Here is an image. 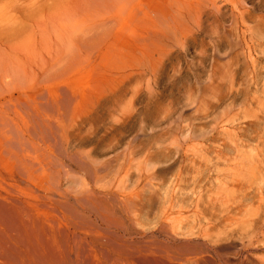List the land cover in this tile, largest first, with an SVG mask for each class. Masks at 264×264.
<instances>
[{"label": "rangeland", "instance_id": "rangeland-1", "mask_svg": "<svg viewBox=\"0 0 264 264\" xmlns=\"http://www.w3.org/2000/svg\"><path fill=\"white\" fill-rule=\"evenodd\" d=\"M49 1L0 87V264H264V0Z\"/></svg>", "mask_w": 264, "mask_h": 264}, {"label": "bare ground", "instance_id": "bare-ground-1", "mask_svg": "<svg viewBox=\"0 0 264 264\" xmlns=\"http://www.w3.org/2000/svg\"><path fill=\"white\" fill-rule=\"evenodd\" d=\"M41 1H43V3H44L48 0H2V2L0 3V87H2V88L7 87L11 83L9 80L6 79L7 78L6 75H10L11 72H13L14 70L20 72L23 68V62H25L24 61L25 50H27V48L24 45V41H23V30H25V28H26V24H27L28 19L31 18L34 21H36V19L34 18L36 14H34V13L29 14V12L27 10H29L28 8L30 5H33V6L37 5V3L41 2ZM69 1L70 0H56L54 2L52 0V2L55 3V6L57 8L53 7L52 5H54V3L50 2V1H49L50 3H48V4L50 5L52 3V5H50L49 7L52 6L53 9L55 8L54 11L57 14L56 9L59 8V5L64 7L65 5H67L69 3ZM133 2L134 1L131 0V4H133ZM43 5H42V7H43ZM134 5H135V3L132 5L131 8H134ZM33 6H31V7H33ZM45 7H46V5H45ZM47 7L45 9H48ZM43 9L41 10V12L43 11ZM49 9H48V11L51 10V9L50 10ZM59 9H61V7ZM32 10L35 11V8ZM32 10L30 9V11H32ZM60 11H62V10H59V12ZM41 12L39 9V11L36 13L40 14ZM134 12L135 13H132V15H131L133 17L136 14L135 10H134ZM50 13H52V12H50ZM42 14H43V12H42ZM37 17L39 18L38 15H37ZM41 17L47 18L46 16L45 17L40 16V18ZM38 18H37V20H38ZM45 22H46V20L44 21V23ZM71 27H72V22L69 20V17L63 18L62 22L59 24L58 35L62 36L66 40H70ZM31 30H32V28H31ZM27 32H28V30H27ZM33 37H34V39L36 38L35 36H33ZM33 37H31V38H33ZM28 50H30V49H28Z\"/></svg>", "mask_w": 264, "mask_h": 264}]
</instances>
